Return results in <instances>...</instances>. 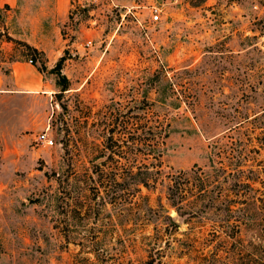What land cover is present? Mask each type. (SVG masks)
I'll return each mask as SVG.
<instances>
[{
	"label": "rangeland",
	"instance_id": "rangeland-1",
	"mask_svg": "<svg viewBox=\"0 0 264 264\" xmlns=\"http://www.w3.org/2000/svg\"><path fill=\"white\" fill-rule=\"evenodd\" d=\"M71 4L60 26L55 0L0 7V60L34 58L53 85L0 137V264H264V0ZM155 125L159 160L139 143ZM195 165L217 207L187 223L169 177Z\"/></svg>",
	"mask_w": 264,
	"mask_h": 264
},
{
	"label": "crops",
	"instance_id": "crops-1",
	"mask_svg": "<svg viewBox=\"0 0 264 264\" xmlns=\"http://www.w3.org/2000/svg\"><path fill=\"white\" fill-rule=\"evenodd\" d=\"M21 0H0V7L17 6ZM71 0H55V8L44 14L43 20L52 17V22L60 26L69 14ZM64 39L54 42V50L44 47L47 56H62ZM32 44V43H31ZM35 45V44H34ZM53 88L50 78L27 60L11 59L10 52L0 60V137L3 134H19L27 130L28 105L27 98L36 93L51 92Z\"/></svg>",
	"mask_w": 264,
	"mask_h": 264
},
{
	"label": "trees",
	"instance_id": "trees-1",
	"mask_svg": "<svg viewBox=\"0 0 264 264\" xmlns=\"http://www.w3.org/2000/svg\"><path fill=\"white\" fill-rule=\"evenodd\" d=\"M6 7H10L9 5H6ZM8 40L14 41L19 44H23L27 49H29L32 53H40L38 48L32 46L31 44L27 42H23L22 40H18L13 38L10 34H6ZM29 51V52H30ZM33 61H35L34 58H31ZM63 61V58H61L57 65L54 67V71H56L60 76L61 74V63ZM64 90L67 88H63ZM152 133V136L148 137L147 140H143L141 137L139 139L140 145L146 144L148 147H150L149 152H154L156 154V157L159 160V156L161 154L160 147H161V130H159V126H154V131H150V134ZM161 164L153 163L152 167L155 168V171L153 174L159 175L162 173ZM196 166V169L193 168L192 171L195 173L193 177L188 176V172L181 171L179 174L184 177H177L175 178L174 174L169 177V180L171 181L169 184V188L173 190L175 187V192L173 190V193L168 197L170 201V205L174 207L178 213L179 216H188L187 219H185V222L190 223L193 218L198 217H204L208 213H214L215 211V198L212 194L213 189L212 185L215 183V177H213L212 174H208L203 167ZM152 174V173H151ZM139 183H143L146 186H149V180L151 178H139ZM155 184L158 182L159 178L158 176H155V178L152 179ZM187 189H190L187 191ZM187 191L186 193H183ZM191 198V200H190ZM189 199V200H188ZM187 200V202H186ZM226 207L228 209L231 207L230 202L226 204ZM168 218L172 219L171 216H168ZM206 218V217H205ZM177 228L179 225H176ZM169 230L166 228V231ZM214 236V235H213ZM214 237L208 239L203 243L204 246L209 247L213 243ZM216 247H211L209 249V254L211 256H214L216 253ZM253 254H255L253 252ZM208 256V254L206 255ZM207 259V257H206ZM259 260H262L264 263V258L262 256H255L252 261L258 262Z\"/></svg>",
	"mask_w": 264,
	"mask_h": 264
},
{
	"label": "built area",
	"instance_id": "built-area-1",
	"mask_svg": "<svg viewBox=\"0 0 264 264\" xmlns=\"http://www.w3.org/2000/svg\"><path fill=\"white\" fill-rule=\"evenodd\" d=\"M94 1V0H93ZM83 5L82 4V0H72V4H71V8H75L76 7V5ZM159 19V14L157 13V14H155V15H152V17H151V20L153 21V22H155V21H157ZM87 45L88 46H90L91 45V41H88L87 42ZM29 62H31V63H33V60L32 59H30L29 60ZM48 128L47 129H45L43 132H41L39 135H38V140L42 143V144H44V145H47V146H52V145H54V138L53 137H51L50 135H49V133H48Z\"/></svg>",
	"mask_w": 264,
	"mask_h": 264
}]
</instances>
